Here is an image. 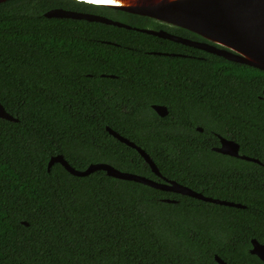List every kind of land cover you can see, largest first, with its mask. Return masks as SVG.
<instances>
[{
    "label": "trees",
    "instance_id": "trees-1",
    "mask_svg": "<svg viewBox=\"0 0 264 264\" xmlns=\"http://www.w3.org/2000/svg\"><path fill=\"white\" fill-rule=\"evenodd\" d=\"M54 9L205 41L77 0L0 4V101L18 119L0 118V264H264L250 253L252 239L264 245V71L134 29L47 18ZM107 127L167 179L245 208L104 171H48L62 155L77 170L106 163L161 182ZM217 135L260 163L213 151Z\"/></svg>",
    "mask_w": 264,
    "mask_h": 264
},
{
    "label": "water",
    "instance_id": "water-1",
    "mask_svg": "<svg viewBox=\"0 0 264 264\" xmlns=\"http://www.w3.org/2000/svg\"><path fill=\"white\" fill-rule=\"evenodd\" d=\"M7 1L11 0H0V4ZM77 1L148 17L171 26L191 31L201 36L205 41L184 38L165 30L135 28L104 16L78 13L63 9L51 10L45 16L47 18L87 20L126 29H134L264 71V0H118L122 4H100L84 0ZM216 45H220L223 48H218ZM153 109L161 117H166L169 113L168 108L164 105H153ZM0 118L8 121H18V119H15L6 111L1 101ZM106 129L119 141L137 150L150 166L152 172L158 177L162 176L155 162L144 149L121 136L110 127ZM198 130L203 132V128L199 127ZM214 150L226 156L260 163L258 159L241 155L240 145L236 141L225 137H221V147L215 148ZM56 163L61 164L70 174L77 177H86L97 171H104L111 177L120 180L135 181L161 191L181 194L213 204L245 208L241 204L207 197L174 180L164 178V183L158 182L138 174L122 172L106 163H95L91 164L85 170H77L68 163L64 156L59 155L51 158L48 164L49 172ZM166 201L174 202L171 200ZM25 224L28 226V223ZM251 242L252 248L250 253L259 257L264 262V245L256 239H252ZM216 260L220 264H226L218 256H216Z\"/></svg>",
    "mask_w": 264,
    "mask_h": 264
},
{
    "label": "flooded vegetation",
    "instance_id": "flooded-vegetation-1",
    "mask_svg": "<svg viewBox=\"0 0 264 264\" xmlns=\"http://www.w3.org/2000/svg\"><path fill=\"white\" fill-rule=\"evenodd\" d=\"M201 41H203V40H201ZM218 48H223L222 46H220V45H216ZM221 137H223V136H221V135H217V140H216V142H218V146H215V147H213L212 148V150L213 151H215L214 149L215 148H219V147H221ZM226 138V137H225ZM216 152V151H215ZM218 153V152H217ZM220 154V153H219ZM221 155H223V154H221ZM226 156V155H225ZM160 180H161V182H165V179L164 178H166V177H164V176H161V177H158ZM167 179V178H166ZM167 180H169V179H167Z\"/></svg>",
    "mask_w": 264,
    "mask_h": 264
},
{
    "label": "snow or ice",
    "instance_id": "snow-or-ice-1",
    "mask_svg": "<svg viewBox=\"0 0 264 264\" xmlns=\"http://www.w3.org/2000/svg\"><path fill=\"white\" fill-rule=\"evenodd\" d=\"M91 3H112L113 0H89Z\"/></svg>",
    "mask_w": 264,
    "mask_h": 264
},
{
    "label": "rangeland",
    "instance_id": "rangeland-1",
    "mask_svg": "<svg viewBox=\"0 0 264 264\" xmlns=\"http://www.w3.org/2000/svg\"><path fill=\"white\" fill-rule=\"evenodd\" d=\"M156 24V22H153L152 24L148 25L146 29L158 30V26Z\"/></svg>",
    "mask_w": 264,
    "mask_h": 264
},
{
    "label": "bare ground",
    "instance_id": "bare-ground-1",
    "mask_svg": "<svg viewBox=\"0 0 264 264\" xmlns=\"http://www.w3.org/2000/svg\"><path fill=\"white\" fill-rule=\"evenodd\" d=\"M84 1H88L89 2V0H84ZM114 3H116V4H122V2L121 1H118V0H113L112 3H100V4H114Z\"/></svg>",
    "mask_w": 264,
    "mask_h": 264
}]
</instances>
